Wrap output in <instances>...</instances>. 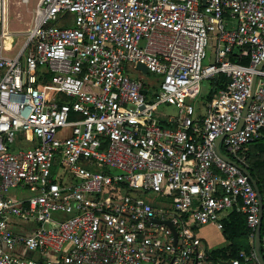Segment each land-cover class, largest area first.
<instances>
[{
    "label": "built area",
    "instance_id": "obj_1",
    "mask_svg": "<svg viewBox=\"0 0 264 264\" xmlns=\"http://www.w3.org/2000/svg\"><path fill=\"white\" fill-rule=\"evenodd\" d=\"M6 4L0 264H222L192 228L222 230L234 208L253 247L229 261L259 264L256 190L214 142L246 167L264 137V0H38L14 53ZM236 47L247 63L230 58ZM220 76L196 104L191 88ZM159 104L175 113L154 116ZM17 140L31 146L13 150Z\"/></svg>",
    "mask_w": 264,
    "mask_h": 264
},
{
    "label": "trees",
    "instance_id": "obj_2",
    "mask_svg": "<svg viewBox=\"0 0 264 264\" xmlns=\"http://www.w3.org/2000/svg\"><path fill=\"white\" fill-rule=\"evenodd\" d=\"M241 48L236 47L232 52L230 58L233 61L247 63L248 59L239 56ZM210 90L205 94V98L209 99L211 95L216 92L219 88L225 86V79L220 76L219 79L211 78ZM244 157L247 162L246 168L250 171L251 175L256 179L258 187L263 197L264 207V139H258L250 143L245 151ZM223 229L221 230L223 241L222 244L214 246L207 250L208 257L212 260H224L222 264H231L230 259L238 257L241 251L249 253L253 247V239L249 234V228L246 225L245 214L237 211L235 208L232 209L223 218ZM264 238V214L261 225V245L260 249L264 258V250L262 248Z\"/></svg>",
    "mask_w": 264,
    "mask_h": 264
},
{
    "label": "rangeland",
    "instance_id": "obj_3",
    "mask_svg": "<svg viewBox=\"0 0 264 264\" xmlns=\"http://www.w3.org/2000/svg\"><path fill=\"white\" fill-rule=\"evenodd\" d=\"M38 0H7L6 4V21H8V26L11 30L13 35L10 36L11 41L13 44V53L19 49L21 42L25 38L24 31L27 29L32 21L34 8ZM67 18L70 21V24L73 23V15L68 14ZM12 53V52H11ZM213 56V51H211V60ZM143 77L145 80H148L152 83H156V76L152 73H145L143 74ZM210 78L203 79L200 82H197L192 88L191 92L193 94V98H195V103L198 105H204L205 103V94L210 90ZM156 95L152 94V99H155ZM175 113V109L171 105L167 104H159L153 111V115L165 119L168 114ZM264 139V137L260 138ZM36 142V140L34 141ZM249 145V144H248ZM247 145V146H248ZM31 146L27 141L24 140H17L12 144V149L17 150L19 148H25ZM223 149V148H222ZM224 150V149H223ZM264 170V165L263 168ZM136 194H139L137 191H135ZM143 196L144 198L148 199L151 198L150 196H155L153 193H147V194H139ZM197 230L199 227H196ZM194 230V227L192 228V231ZM196 229L193 231L195 234ZM199 234L203 236V239H201V242L203 243V246L205 245H212V246H218L222 244V234L220 231L214 229L211 226H206L203 230H199ZM33 253L26 252V256H32ZM37 255V252L35 253Z\"/></svg>",
    "mask_w": 264,
    "mask_h": 264
},
{
    "label": "water",
    "instance_id": "obj_4",
    "mask_svg": "<svg viewBox=\"0 0 264 264\" xmlns=\"http://www.w3.org/2000/svg\"><path fill=\"white\" fill-rule=\"evenodd\" d=\"M263 63L260 64L258 67H261L263 65ZM136 68L138 70H140L144 74L147 73L146 65L144 63L140 62V61H138L136 63ZM253 84H254V82L252 83V89H253ZM143 92H145V91H143ZM250 99H251V95L247 99V102H246V105H245V109H246ZM245 109H244V111H245ZM221 138L222 137L217 138L215 140V142H214V150H215V152L221 158H223L224 160L228 161L229 163H231V164L235 165L237 168H239L248 177V179L251 181L253 187L256 190V193H257V196H258V200H259L260 210H259V223H258V225L256 227V231H255V235H254V250L256 252V256H257L259 264H264V258L262 256V252H261V249H260V245H261V225H262V218H263V214H264L262 194L260 192V189L258 187L256 179L251 175L250 171L246 167H244L243 165H241L238 162H236L235 160L231 159L228 155H226L222 151V149L220 148V140H221ZM160 221L166 223L171 228V230L173 232V235H174V242H176V240H177V230H176V227L174 226V224L172 223V221H170L168 219L160 220Z\"/></svg>",
    "mask_w": 264,
    "mask_h": 264
},
{
    "label": "crops",
    "instance_id": "obj_5",
    "mask_svg": "<svg viewBox=\"0 0 264 264\" xmlns=\"http://www.w3.org/2000/svg\"><path fill=\"white\" fill-rule=\"evenodd\" d=\"M150 197L153 198L152 195H151ZM151 198H148V199H151ZM206 226H211V227H213L214 229L220 231L221 234H222V232H221L220 229H218V228H217L214 224H212V223L201 224V225H197V226L194 227V230L196 229V231H195V232H196L195 235L198 237V239H199V241H200V246H199L198 250H199L200 252H204L206 255H208L207 250L213 248L214 246H212V245H208V246H207V245H206V246L204 245V246H203V243L201 242V239H203V236H202L201 234H199V230H203ZM196 227H199L198 230H197ZM194 230H193V231H194ZM222 241H223V236H222Z\"/></svg>",
    "mask_w": 264,
    "mask_h": 264
}]
</instances>
